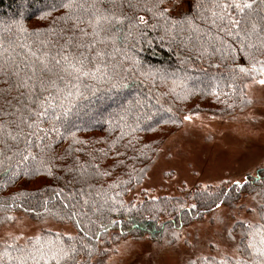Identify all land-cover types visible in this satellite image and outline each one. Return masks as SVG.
I'll return each mask as SVG.
<instances>
[{
	"label": "trees",
	"instance_id": "trees-1",
	"mask_svg": "<svg viewBox=\"0 0 264 264\" xmlns=\"http://www.w3.org/2000/svg\"><path fill=\"white\" fill-rule=\"evenodd\" d=\"M146 2L151 6L156 0ZM192 3L193 0H163L160 8L168 9L167 21L154 18L146 11L135 13L137 17L143 16L147 23L139 27L140 34L133 30L134 39L128 41L129 54L139 61L142 71L155 73V79L129 73L125 87L97 94L90 103L83 102L69 119L75 125L71 130L84 143L73 144L69 156L66 150L71 140L57 142L54 150L65 159L56 161L58 166L53 168L52 176L42 169L39 173L33 171L38 167V161L18 164L19 158L16 157L0 165V205H11L10 208H0V226L26 216L32 221H52L75 229L73 234L43 230L31 239L2 241L0 264H16L9 257L19 256V248L39 247L37 236L45 242L75 245L72 256L78 264H105L117 252L119 244L126 240L175 245L185 227L217 214L218 208L201 195L203 188L199 187L183 189L179 196L144 197L137 203L127 200L144 180L163 142L180 129L185 115L206 113L231 117L250 107L247 86L264 78L258 69L251 70L252 61L246 55L247 48L241 49L239 40L219 31L222 26L219 22L214 27L197 20L199 35L187 27L182 31L179 26H172V20L194 14ZM58 4L59 0H0V40L24 42L35 39L37 33L43 37L49 28L58 27L56 18L63 12L54 6ZM180 4H183V10L178 7ZM253 55L256 60H264L259 53ZM242 67L249 71L241 72ZM136 100L143 101L145 108L134 109L122 122L117 120L114 114ZM110 114L114 122L110 121ZM145 115L150 118L146 119ZM172 118L178 122H170ZM117 152L122 155H116ZM92 156L97 159L92 160ZM76 157L80 164L96 163L101 171L107 170L110 175L93 176L83 183L77 172L63 170L65 165L72 166ZM121 160L123 164L116 163ZM7 167L13 171L5 176L3 168ZM262 170L264 167L254 176ZM89 171L92 170L89 168ZM15 172L19 175L9 179ZM249 185L241 189L219 185L209 187V191L223 188L228 193V204H221V207L234 210L244 199L248 198L254 206L260 199L259 185H254L251 180ZM58 192L60 195H56ZM13 198L20 207L13 204ZM65 203L69 208H63ZM72 205H75L74 209ZM29 206L32 212L25 211ZM113 208L114 211L111 210ZM251 209L253 207L248 210ZM71 211L77 213L73 219L67 215ZM6 216L14 219L9 221ZM242 230L238 223H234L226 232V240L233 242V254H198L185 264H209V258H214L215 264H220L223 259L234 260V249L240 242ZM229 232L234 235L229 237ZM6 241L12 244V248H6ZM36 259L40 260V257ZM45 259L47 264H57L55 259ZM40 264L44 261L40 260ZM60 264H65V261L61 260ZM68 264H73V261H68Z\"/></svg>",
	"mask_w": 264,
	"mask_h": 264
},
{
	"label": "snow or ice",
	"instance_id": "snow-or-ice-1",
	"mask_svg": "<svg viewBox=\"0 0 264 264\" xmlns=\"http://www.w3.org/2000/svg\"><path fill=\"white\" fill-rule=\"evenodd\" d=\"M161 3L163 0H156L151 6H148L146 0H59V4L54 5L63 9L56 18L58 27L49 28L43 37L37 33L35 39L24 42L0 40V165L16 157L19 158L18 164L38 161V167L33 171L39 173L42 169L48 176H52L53 168L58 166L56 161L65 159L54 150L57 142L62 139L71 140L66 150L69 156L73 144L84 143L71 130L75 125L69 119L83 102L90 103L97 98V94L125 87L129 73L135 72L145 79L149 76L155 79V73L142 71L139 61L129 54L128 41L134 39V29L140 34L139 27L147 23L143 16L135 15L137 11H146L154 18L159 17L165 21L169 19L168 9H161ZM192 8L193 15L172 20V26H179L182 31L187 27L199 35L195 23L197 20H203L214 27L219 22L222 25L219 31L239 40L241 49L247 48L246 55L252 61L251 70L258 69L264 76V60H256L253 55L259 53L264 56V0H193ZM240 71L248 72L249 69L242 67ZM258 82L264 84V79ZM145 106L143 101L136 100L134 104L130 102L122 106L119 113L114 115L122 122L134 109H144ZM145 118L150 116L145 115ZM190 119L189 115L183 117L184 121ZM170 122L178 121L172 118ZM112 143L115 144V141ZM101 154L107 156V153ZM116 155L122 153L117 152ZM96 159L92 156V160ZM116 163L123 164V161ZM63 170L77 172L83 183H87L93 176L110 175L107 170L101 171L96 163L87 166L80 164L78 157L72 166L65 165ZM12 171L11 167L3 168L5 176ZM16 175L19 173H13L9 179ZM249 180L260 188V199L251 209L256 219L233 221L243 229L241 239L234 249V260L223 259L220 264H264V170L258 176L233 179L227 183L229 187L241 189L242 186L250 187ZM200 192L215 208L228 204V193L223 188L209 191L206 185ZM84 202L88 203L87 200ZM13 204L21 206L15 203V198ZM10 207L0 205V208ZM44 207L47 211V201ZM63 208H69V204H63ZM25 211L32 212L33 209L29 206ZM67 215L73 219L77 213L71 211ZM5 219L11 221L14 217L6 216ZM219 219L223 223V219ZM228 235L232 237L234 234L229 232ZM19 238L10 237L13 241ZM35 239L40 241L39 247L19 248L17 250L20 255L9 259L15 260L16 264H29V261L31 264H40V260L47 264L45 258L50 257L57 260V264L61 260L65 264L68 261L78 264L72 256L75 245L64 246L58 241L45 242L39 236ZM5 246L12 248V244L7 241ZM37 256L40 260L36 259ZM209 264H215L214 258H209Z\"/></svg>",
	"mask_w": 264,
	"mask_h": 264
},
{
	"label": "rangeland",
	"instance_id": "rangeland-1",
	"mask_svg": "<svg viewBox=\"0 0 264 264\" xmlns=\"http://www.w3.org/2000/svg\"><path fill=\"white\" fill-rule=\"evenodd\" d=\"M178 7L184 8L183 4ZM246 94L250 107L231 117L199 113L183 120L180 129L163 142L144 180L127 200L137 203L144 197L179 196L183 189L229 186L227 182L254 176L263 168L264 84L248 85ZM252 207L248 198L234 210L220 207L212 217L185 227L175 245L126 240L105 264H185L198 254H233V242L226 240V232L234 220H255V213L248 210ZM43 230L75 232L71 226L19 216L0 226V242L17 236V241H23Z\"/></svg>",
	"mask_w": 264,
	"mask_h": 264
}]
</instances>
